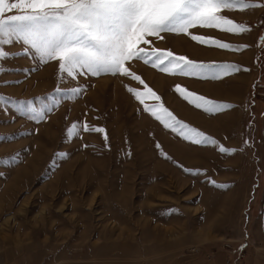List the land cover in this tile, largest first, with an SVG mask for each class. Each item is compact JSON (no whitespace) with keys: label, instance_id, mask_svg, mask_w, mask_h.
I'll list each match as a JSON object with an SVG mask.
<instances>
[{"label":"rangeland","instance_id":"374dc122","mask_svg":"<svg viewBox=\"0 0 264 264\" xmlns=\"http://www.w3.org/2000/svg\"><path fill=\"white\" fill-rule=\"evenodd\" d=\"M164 35L150 39L170 50L177 34ZM130 67L161 97L147 104L169 102L217 132H203L216 144L165 128L125 87L143 85L120 75H65L51 92L0 95V264H172L178 256L226 264L236 245L241 264H264V121L250 120L240 135L234 121L226 130L222 118L205 123L176 106L168 73L143 61ZM47 72L36 76L37 90ZM260 80L250 92L263 109L254 92ZM77 86L83 90L72 97ZM28 100L44 109L43 120L19 111ZM85 121L103 127L107 142L95 132L68 138V127Z\"/></svg>","mask_w":264,"mask_h":264},{"label":"snow or ice","instance_id":"6c2138e0","mask_svg":"<svg viewBox=\"0 0 264 264\" xmlns=\"http://www.w3.org/2000/svg\"><path fill=\"white\" fill-rule=\"evenodd\" d=\"M261 6L264 5L251 0H0V73L7 71L3 66L6 59L19 55L3 46L22 41L32 51V59L38 63L57 61L62 77L66 75L76 79L84 74H111L139 82L145 91L129 85L125 87L143 105L145 112L192 143L214 145V139L178 120L163 104H147V99L159 101L161 97L132 71L130 63L143 61L171 75L213 80L227 76L236 70L234 65L197 62L185 55L155 47L150 38L164 40L166 33L184 34L202 45L231 50L233 45L229 43L214 37L194 35L190 30L199 27L237 35L244 33L249 29L223 15V12H242ZM145 45L148 47H143ZM82 90L80 86L72 88L71 96L79 95ZM175 91L189 104L206 113L231 107L189 92L181 85H176ZM3 99L0 96V100ZM17 107L29 114L31 119L45 118L44 109L34 107L30 100L19 101ZM81 131L102 133L105 142L108 140L103 127L86 121L83 124L72 123L67 129V136H79ZM219 151L234 150L220 147Z\"/></svg>","mask_w":264,"mask_h":264},{"label":"crops","instance_id":"0c3cea01","mask_svg":"<svg viewBox=\"0 0 264 264\" xmlns=\"http://www.w3.org/2000/svg\"><path fill=\"white\" fill-rule=\"evenodd\" d=\"M251 2L263 5V0H251ZM263 14L264 6L247 9L242 12L224 11L223 15L233 19L235 22L244 24L249 29L238 35L222 32L216 29L199 27L190 30L194 35L214 37L221 42L229 43L233 45L231 50L221 49L214 45H202L193 41L190 36L184 34L181 36L179 34L174 36V38L171 39L173 42L169 40L168 45L170 46V50L177 55H185L189 59L202 63L232 64L236 68V70L232 71L227 76H222L220 79L215 80L211 78L171 75L168 73V84L170 81L173 86L172 92L174 97H172V100L179 104L176 106L183 110L185 114H193L206 123H209L208 121L210 120L211 124L213 123L212 121L216 122L217 119L222 118L220 122L223 124L219 126H224L223 128L225 130L230 127L226 122L234 121L238 126L242 125V130H236V133L239 135L244 134V125L249 123L250 120L254 122L258 120L259 122V120L262 119V121H264V106L263 109H261L262 106L251 96L250 92V87L254 80L259 78L261 79L260 81L264 82V78L261 77L262 73H264V61H262L259 56L262 43L260 36L264 31V23L262 22ZM3 47L14 54L19 53V55H13L3 62V66L7 71L0 73V95H9L13 92L25 94L51 92L53 87H57L56 84H54V78L62 77L58 72L57 61H50L46 64L38 63L37 60L32 59V51L28 46L23 45L22 41H14L13 44L5 45ZM44 69L48 70L46 74L47 85L42 86L43 90H37L36 88L40 79L36 76ZM176 85H181L189 92L202 95L205 98L214 100L218 103L229 104L231 107L216 113H206L202 109H197L194 105L189 104L187 100L183 99V97L175 91ZM14 88L19 89L14 90ZM168 109L172 110L177 119L198 129V131L200 130L208 134L217 133L211 129L210 131L206 130L201 123L195 122L190 118H187L188 116L178 113L177 109L171 106L169 102ZM229 113L232 115L228 117ZM261 132L264 139V130ZM71 262L72 261L64 262L62 264H70ZM201 263V259L196 262H184L183 258L178 256L172 264Z\"/></svg>","mask_w":264,"mask_h":264},{"label":"built area","instance_id":"2783aa9c","mask_svg":"<svg viewBox=\"0 0 264 264\" xmlns=\"http://www.w3.org/2000/svg\"><path fill=\"white\" fill-rule=\"evenodd\" d=\"M254 92L257 95L264 97V83L259 81L254 84ZM232 251V252H231ZM231 258L226 260V264H241V259L244 255V249L239 248L238 245L231 247Z\"/></svg>","mask_w":264,"mask_h":264},{"label":"bare ground","instance_id":"6f19581e","mask_svg":"<svg viewBox=\"0 0 264 264\" xmlns=\"http://www.w3.org/2000/svg\"><path fill=\"white\" fill-rule=\"evenodd\" d=\"M171 42H173L172 40H171ZM175 43V42H174ZM149 72V71H148ZM204 87V86H203ZM188 114V113H187ZM209 123L211 122L210 120L208 121ZM213 122V121H212ZM206 123V122H205ZM211 124V123H210ZM215 124V123H214Z\"/></svg>","mask_w":264,"mask_h":264},{"label":"trees","instance_id":"16d2710c","mask_svg":"<svg viewBox=\"0 0 264 264\" xmlns=\"http://www.w3.org/2000/svg\"><path fill=\"white\" fill-rule=\"evenodd\" d=\"M259 54H260V51H259ZM259 56H260V58H261L262 54H260Z\"/></svg>","mask_w":264,"mask_h":264}]
</instances>
